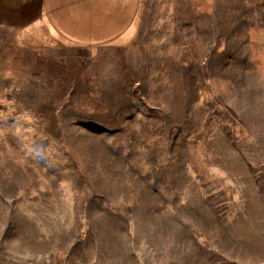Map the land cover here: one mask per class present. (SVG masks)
<instances>
[{"label":"rangeland","instance_id":"obj_1","mask_svg":"<svg viewBox=\"0 0 264 264\" xmlns=\"http://www.w3.org/2000/svg\"><path fill=\"white\" fill-rule=\"evenodd\" d=\"M109 45L0 25V264H264V0H141Z\"/></svg>","mask_w":264,"mask_h":264},{"label":"crops","instance_id":"obj_2","mask_svg":"<svg viewBox=\"0 0 264 264\" xmlns=\"http://www.w3.org/2000/svg\"><path fill=\"white\" fill-rule=\"evenodd\" d=\"M141 0H0V25L40 30L44 39L109 45L135 31Z\"/></svg>","mask_w":264,"mask_h":264}]
</instances>
